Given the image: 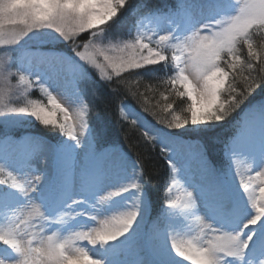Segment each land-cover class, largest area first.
<instances>
[{"label": "snow or ice", "instance_id": "1", "mask_svg": "<svg viewBox=\"0 0 264 264\" xmlns=\"http://www.w3.org/2000/svg\"><path fill=\"white\" fill-rule=\"evenodd\" d=\"M129 16L127 31H114ZM0 54V264H264V99L245 105L264 91V0H177L167 10L0 0ZM89 66L137 100L139 113L120 101L121 119L135 115L130 123L167 156L172 176L150 223L143 170L111 163L117 149L83 99ZM141 70L164 90H133L125 74ZM238 109L217 164L201 137ZM29 121L58 138L7 131ZM181 175L183 198L173 194Z\"/></svg>", "mask_w": 264, "mask_h": 264}, {"label": "trees", "instance_id": "2", "mask_svg": "<svg viewBox=\"0 0 264 264\" xmlns=\"http://www.w3.org/2000/svg\"><path fill=\"white\" fill-rule=\"evenodd\" d=\"M145 0H136L134 4H142ZM150 6L153 9L167 10L169 8L175 7L177 0H147ZM131 16L127 17L126 22L114 31L120 33H125L128 27L133 23ZM131 21V22H129ZM127 38V36H123ZM259 39V38H258ZM258 42V40H257ZM159 67V66H152ZM151 68V67H150ZM92 73V72H91ZM95 74V73H94ZM93 74V75H94ZM97 75V74H95ZM157 77L164 76V71L161 69L156 73ZM125 78L128 80L129 85L133 90L138 89L140 92H144L147 85H152L157 88L159 92H162L164 89L159 84L158 79L150 78L144 74V71L141 70L139 74H125ZM82 88L85 93V97L91 105V102H95V113L99 114L100 119L96 121L99 124L104 125L107 128L108 135L106 137L107 145H115L121 147L128 156L132 158L139 165L140 169L143 170L144 178L148 181L149 188L153 192L154 204L151 210V219H154L158 211L161 209L164 200L166 198V186L168 181L171 179L172 172L167 164V156L165 153L160 151V146H152L151 143L146 141L141 135V129L136 128L130 123L131 120L124 121L120 116V101L124 100L125 103H128L134 106L136 109L142 111L140 104L137 100L133 99L131 96H125V90L120 88L117 91H113L116 88L114 83L109 84L108 82L101 81L100 78H88L86 81L82 82ZM96 90V96L93 97V90ZM151 98V93H148ZM32 98H37L36 91L33 90L31 94ZM157 99L159 96L156 97ZM264 98V91L257 89L249 98L248 101H245V105L249 102L255 103ZM176 111L180 113L179 100H177ZM245 105H242L243 109ZM150 120L156 122L155 118L148 113H144ZM243 115L241 110H237L236 113H233V116L225 122H222L219 127L212 130L210 136L201 137L209 145V154L210 158L217 164L223 162V155L221 152V145L225 139L230 138L237 131V121L240 120ZM157 123V122H156ZM12 127L7 129L11 132H19L20 135L26 132L27 129ZM28 131L39 132L52 141L58 138L59 134L55 133L40 124L36 125V128ZM191 139V137H189Z\"/></svg>", "mask_w": 264, "mask_h": 264}, {"label": "rangeland", "instance_id": "3", "mask_svg": "<svg viewBox=\"0 0 264 264\" xmlns=\"http://www.w3.org/2000/svg\"><path fill=\"white\" fill-rule=\"evenodd\" d=\"M134 1H136V0H131V2L133 3ZM134 4V3H133ZM139 4V3H138ZM134 18V20H135V17H133V16H131V19H133ZM134 20H133V22H134ZM129 22H131V21H129ZM160 34H164L163 32H161ZM87 37V34H84V38H86ZM124 39H127V38H125V37H123ZM64 48H65V50L67 51V46H63ZM68 54L69 55H71L72 53L69 51L68 52ZM0 55H2V54H0ZM149 67H152V66H149ZM92 72V73H91ZM97 74V75H95V74ZM94 74V75H93ZM94 76H95V78H100L101 77V73L98 71V70H96V69H94V68H92L91 66H89V70H88V78H94ZM87 78V79H88ZM69 79H71V76H70V74H69ZM101 80V79H100ZM13 83H15V81H13ZM79 87H80V90L82 91V92H84L83 91V88H82V82L80 83V85H79ZM36 91V96H37V98H32V99H41L42 98V96H41V92L38 90V89H36L35 90ZM83 99L84 100H86V101H88L87 99H86V97H85V95L83 96ZM63 102V101H62ZM126 104H128V103H126ZM130 105V104H129ZM131 108L132 109H134L135 111H137V112H142V111H140V110H138V109H136L134 106H132L131 105ZM143 116H144V118L150 123V124H152V125H156V122H153L152 120H150L144 113H143ZM135 118V115H133V116H131V117H129V120H131V119H134ZM39 123L38 122H34V121H29V122H26V123H24V124H21V125H17V126H15L16 128L18 127V128H21V127H23V129L25 130V129H27L28 128V130H32V128L33 129H35L36 128V125H38ZM41 126H43V125H41ZM23 129H21V130H23ZM28 130H26V131H28ZM21 132H23V131H20L19 130V132H11V135H13L14 137H17V138H19V137H21V136H24L25 138H29L30 136H32V137H35V138H41V137H43V138H45L49 143H54V141H52L49 137H47L46 135H44V134H42V133H39L40 135H38V133L37 134H35L36 132H34V133H22V135H20L19 133H21ZM116 147V149H117V154H115V155H113V157L115 158V160L118 162V164H117V162H116V168H120V167H125V168H127V169H131V167H132V165L135 163V164H137L136 163V161H134L132 158H130L129 156H128V154H127V152H125L124 150H122L120 147H118V146H115ZM121 155H123V156H125L126 157V159H124V160H121L120 159V156ZM140 168V167H139ZM176 179H177V184L176 185H174L173 186V194L176 196V197H181V198H183L184 197V193H185V191L186 190H183V193L182 192H180V193H182V194H178L179 192H178V185H179V183H180V181L182 180V178H181V176H177L176 177ZM149 223H150V220H149Z\"/></svg>", "mask_w": 264, "mask_h": 264}, {"label": "bare ground", "instance_id": "4", "mask_svg": "<svg viewBox=\"0 0 264 264\" xmlns=\"http://www.w3.org/2000/svg\"><path fill=\"white\" fill-rule=\"evenodd\" d=\"M136 113H139V112H137V111H135ZM144 117V116H143ZM145 119V118H144ZM146 120V119H145ZM147 121V120H146ZM148 122V121H147ZM116 160H115V158L112 156V158H111V163L116 167ZM117 164H118V162H117ZM181 178H182V180L180 181V183H179V185H178V194H182L183 193V190H191V189H188L187 188V185L184 183V179H183V176L181 175ZM180 192H182V193H180ZM181 198V197H180ZM196 221H195V218L193 219V223H195ZM129 258H132V257H129Z\"/></svg>", "mask_w": 264, "mask_h": 264}]
</instances>
